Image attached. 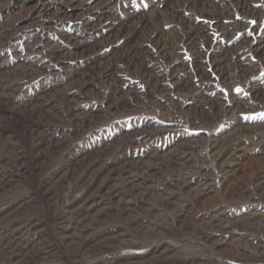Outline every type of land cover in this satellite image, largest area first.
<instances>
[{
	"label": "rangeland",
	"instance_id": "obj_1",
	"mask_svg": "<svg viewBox=\"0 0 264 264\" xmlns=\"http://www.w3.org/2000/svg\"><path fill=\"white\" fill-rule=\"evenodd\" d=\"M0 101L32 129L0 119V264H44L54 218L124 217L123 163L153 173L115 180L139 230H92L137 242L113 264H264V0H0Z\"/></svg>",
	"mask_w": 264,
	"mask_h": 264
},
{
	"label": "bare ground",
	"instance_id": "obj_2",
	"mask_svg": "<svg viewBox=\"0 0 264 264\" xmlns=\"http://www.w3.org/2000/svg\"><path fill=\"white\" fill-rule=\"evenodd\" d=\"M2 101V100H1ZM0 101V119L1 120H5V121H11V122H15L17 126H21V128H24V131L25 132H28V131H31L32 129L29 128V126L26 124V125H23L22 122L24 121H20L18 116L20 115V113H23V110L24 109H18V110H15L11 107H8L6 106V104H2ZM35 106V105H34ZM33 106V107H34ZM30 108V107H29ZM35 109V108H34ZM33 108L30 110L32 112ZM35 111V110H34ZM37 111V110H36ZM39 111V110H38ZM26 112V111H24ZM28 112V111H27ZM42 112V110H41ZM34 113V112H33ZM35 114V113H34ZM39 114V113H38ZM2 127V126H1ZM16 128V127H15ZM2 129V128H0ZM1 131V130H0ZM34 131V129H33ZM1 133V132H0ZM7 135V134H6ZM11 135V134H10ZM14 137V135L12 136ZM9 137L8 136H4L2 134H0V142L3 141V140H8ZM4 149V148H3ZM17 154V153H16ZM170 158V157H169ZM131 159V158H130ZM172 159V158H171ZM38 160V159H37ZM125 160V159H124ZM133 161V160H132ZM169 161V160H168ZM172 161V160H171ZM177 161V160H176ZM175 161V162H176ZM121 161H119L120 163ZM126 162V161H125ZM142 162V161H141ZM173 162V161H172ZM171 162V163H172ZM7 163V162H6ZM30 164H31V169H30V172L28 171L27 176L28 179L29 178H35L37 176H39L40 174V171L42 169L41 167V162L40 161H30ZM134 163L132 164H125L123 163L122 165H119V168L113 173L112 170H110L108 172V175L107 176H111L112 179H114L113 181H109L110 184H108L106 186V188L104 189L103 191V194L105 195H109L111 196L110 198H114L115 202L117 204H119V206L121 205L123 207V216L122 217V214L119 215V213L117 215H114L113 213L107 211L108 210V207L109 205L105 204L103 202L102 207L97 211H95L94 214H91L90 213V210H88L89 212H86L87 214H84V213H81V214H78L77 217L75 218H72V221L69 222V221H65L63 220H59V219H56L54 218L53 219V226H54V229L55 231L51 232V237L48 236L46 234L43 235V236H39L38 240L36 243H34L33 241L34 240H31L34 244H38L39 247L42 246V250L43 252L42 253H39L41 256L42 254H44V259H45V262L44 264H62V260L66 257L64 256L63 259L61 260L59 258L60 256V253H61V249H64L68 252L71 251L72 252V263L75 262L76 259H79V262L80 264H113L114 260L110 259V257H108L109 254H107L108 252L107 251H104L106 248H111V250H113L112 254L116 255V258L118 257H125V252H130V251H133V249H127L129 248L130 246H133V244H136L137 242H135V240L133 239H130V238H126L124 236V233L123 232H120V231H117V232H114V233H108L106 234L107 236H103L102 237H96L94 240L91 239V235L93 234L92 230L97 228L95 227L97 224H104L106 222V220H108L107 218H116L118 221H124L126 220V222L128 220H130L132 218V209L129 207V205H126V203L128 204V202L124 201V197L122 198L120 195H119V192L121 191L119 189V183L118 181H115L117 179H120L121 177L122 178H125L126 179V174H129V175H132L134 174V176L136 175V173H140V175H152L153 171H148V169L146 167H144V163H139V165H137L135 163V166L133 165ZM115 166V165H114ZM151 166V165H150ZM115 169V168H114ZM122 170V171H118V170ZM123 171L126 173L122 174ZM24 176V177H25ZM107 178V177H106ZM133 178V176H132ZM138 178V177H137ZM146 178V177H145ZM148 178V177H147ZM105 179V177H104ZM141 179V178H140ZM143 179V178H142ZM136 180V179H135ZM115 181V182H114ZM144 181V180H143ZM103 182V181H102ZM128 182V185H129V188L130 190L132 191H135L136 188L139 186V182L138 183H135L134 182V179H130L128 178L127 180ZM104 183V182H103ZM118 183V184H117ZM40 184V183H39ZM101 184V183H100ZM104 185V184H102ZM121 186V185H120ZM125 186V185H124ZM34 187V186H32ZM100 187V186H99ZM122 187V186H121ZM40 188V187H39ZM124 189V188H122ZM126 189V188H125ZM36 190V189H35ZM40 190V189H39ZM129 190V191H130ZM69 191V190H68ZM96 191H100V189H97ZM94 191V192H96ZM35 192V191H34ZM39 192V191H37ZM122 192V191H121ZM51 193L50 191V187H45L44 189H42V193L40 191V194L41 196H43L44 200L47 201V198L46 196ZM131 193V192H130ZM37 194V193H36ZM39 194V195H40ZM71 194V193H70ZM90 194V193H89ZM52 195V194H51ZM51 195L49 197H51ZM88 195V194H87ZM131 195V194H130ZM67 196V195H66ZM96 196V194H95ZM120 196V197H119ZM127 196V195H126ZM129 196V195H128ZM136 196V195H135ZM141 196V195H140ZM92 197V196H91ZM101 197V195H100ZM130 197V196H129ZM103 198V197H102ZM109 198V197H108ZM109 198V200H110ZM126 198V197H125ZM138 198V197H137ZM131 199V198H129ZM50 200V198H49ZM82 199L80 197H73L71 201H68L67 204H66V208H72L76 205H78L79 203L83 202L81 201ZM98 200V198H97ZM108 200V201H109ZM88 201V200H87ZM98 202V201H97ZM112 202V201H111ZM62 203V202H61ZM102 203V202H101ZM130 203V202H129ZM91 204V203H90ZM80 206V205H79ZM78 206V207H79ZM85 206V205H84ZM135 206V205H134ZM117 207V206H116ZM83 208V207H82ZM85 208V207H84ZM118 208V207H117ZM116 208V209H117ZM77 209V207H76ZM134 209V208H133ZM79 210V209H78ZM119 210V209H118ZM75 211V210H74ZM84 211V210H83ZM92 211V210H91ZM106 211V213L103 214V212ZM69 213V212H68ZM71 213V212H70ZM80 213V212H79ZM76 216V215H75ZM115 219V220H116ZM135 219V218H134ZM110 220V219H109ZM136 221V220H135ZM140 221V220H139ZM114 223V222H112ZM106 224V223H105ZM126 224H128V228L130 230H133L135 231L136 229H138V225L137 227L136 226H132V224L130 222H127ZM142 225V224H141ZM140 225V226H141ZM144 229V228H143ZM41 230V229H40ZM39 230V231H40ZM62 230H68L66 232H63ZM139 230V229H138ZM42 231V230H41ZM137 231V230H136ZM135 231V232H136ZM145 231V230H144ZM38 232V231H37ZM139 232V231H138ZM42 233V232H41ZM46 233V232H45ZM106 233V232H105ZM146 233V232H145ZM143 233V234H145ZM155 233H159V231H155ZM38 234V233H37ZM33 235V234H32ZM40 235V234H39ZM147 234H145L146 236ZM142 236V235H141ZM209 236V235H207ZM93 237V236H92ZM32 238V237H31ZM19 239V238H18ZM17 239V240H18ZM208 239V238H207ZM2 240V239H1ZM36 240V239H35ZM55 240L58 242L57 243V246H53V242L55 243ZM23 241V240H22ZM27 241V240H26ZM29 241V242H31ZM21 242V241H20ZM212 242V241H211ZM210 242V243H211ZM214 242V241H213ZM19 243V242H18ZM23 244V243H22ZM6 245V244H5ZM14 245V241L12 240L11 238V242L10 240L7 242V247L5 246V248H12V246ZM175 246L179 244H174ZM212 245V244H211ZM17 247V245H16ZM34 247V246H33ZM214 247V246H213ZM4 248V247H3ZM18 251L16 252V255L17 256H21V259L25 260V262H29V263H32L34 261V258L32 254H34L36 252V250L34 251V248H26L25 245L22 246V247H19L17 249ZM127 250V251H126ZM10 251V250H9ZM8 251V252H9ZM60 251V252H59ZM63 251V250H62ZM65 252V251H63ZM6 253V252H5ZM1 254V253H0ZM37 253H35L36 255ZM83 256H82V255ZM13 254H10L8 258H12ZM70 255V254H69ZM87 255V256H86ZM7 256V255H6ZM12 256V257H11ZM40 256V257H41ZM80 256V257H79ZM110 256V255H109ZM112 256V255H111ZM42 257V259H43ZM108 257V258H107ZM171 257V256H170ZM105 258V259H104ZM165 259L167 257H164V255L162 254H159L158 256V259ZM68 259V258H67ZM70 259V258H69ZM9 260V259H8ZM22 260V261H23ZM39 260V259H38ZM36 260V261H38ZM147 261V260H146ZM155 264L158 263L157 259L155 260ZM5 262V261H4ZM16 262V261H14ZM18 262V261H17ZM152 262V261H150ZM150 262H146V264H152ZM164 264V262H162ZM9 264V263H8ZM144 264V263H142ZM160 264V263H158Z\"/></svg>",
	"mask_w": 264,
	"mask_h": 264
}]
</instances>
